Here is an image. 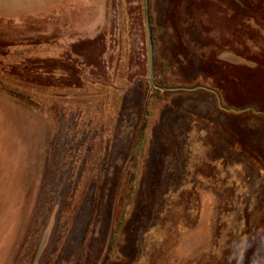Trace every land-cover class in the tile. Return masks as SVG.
Segmentation results:
<instances>
[{
  "label": "rangeland",
  "instance_id": "374dc122",
  "mask_svg": "<svg viewBox=\"0 0 264 264\" xmlns=\"http://www.w3.org/2000/svg\"><path fill=\"white\" fill-rule=\"evenodd\" d=\"M147 1L0 0V264H264V0Z\"/></svg>",
  "mask_w": 264,
  "mask_h": 264
},
{
  "label": "water",
  "instance_id": "95a60500",
  "mask_svg": "<svg viewBox=\"0 0 264 264\" xmlns=\"http://www.w3.org/2000/svg\"><path fill=\"white\" fill-rule=\"evenodd\" d=\"M148 1L145 0V16H146V23H147V32H148V37L151 40V30H150V25H149V15H148ZM151 45V42H150Z\"/></svg>",
  "mask_w": 264,
  "mask_h": 264
},
{
  "label": "trees",
  "instance_id": "16d2710c",
  "mask_svg": "<svg viewBox=\"0 0 264 264\" xmlns=\"http://www.w3.org/2000/svg\"><path fill=\"white\" fill-rule=\"evenodd\" d=\"M124 4H126V0H124Z\"/></svg>",
  "mask_w": 264,
  "mask_h": 264
}]
</instances>
